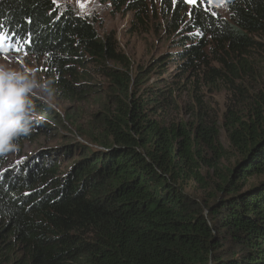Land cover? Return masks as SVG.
Segmentation results:
<instances>
[{
  "label": "trees",
  "instance_id": "trees-1",
  "mask_svg": "<svg viewBox=\"0 0 264 264\" xmlns=\"http://www.w3.org/2000/svg\"><path fill=\"white\" fill-rule=\"evenodd\" d=\"M110 1L118 12H133L136 24L151 16L149 0ZM226 2L228 18L199 3L162 0L160 16L177 49L158 64L171 61L181 77L194 78L186 105L192 119L166 123L161 115L179 107L180 87L160 88V78L143 90L146 76L129 71L116 38L101 37L90 17L54 0H0V24L9 35L31 34L20 54L45 58L57 96L78 102L91 95V70L108 81L94 120L101 130L82 132L88 142L78 141L82 158L71 169L59 172L50 155L0 175V264H264V88L254 87L224 114L229 140L242 154L226 172L202 91L230 84L244 96L253 66L264 78V0ZM42 123L49 129V120ZM210 151L213 162L204 155ZM5 165L0 160V171ZM204 165L216 177L210 203L185 185H207Z\"/></svg>",
  "mask_w": 264,
  "mask_h": 264
},
{
  "label": "rangeland",
  "instance_id": "rangeland-1",
  "mask_svg": "<svg viewBox=\"0 0 264 264\" xmlns=\"http://www.w3.org/2000/svg\"><path fill=\"white\" fill-rule=\"evenodd\" d=\"M56 5L64 8L69 6L77 11L82 16H88L94 21L97 33L101 37L108 35L116 38V44L119 50L123 51L130 59L131 65L129 71L134 76L140 75L146 76L141 88L147 89L149 86H156L160 78H164L166 81L161 82V87L166 85H173L180 87L175 95L178 96L179 107L169 113H164L161 118L169 123L170 121H188L192 117L188 113L186 107L187 104L192 102L190 94L191 88L194 83V78L191 74H187L184 77L180 76V71L176 68V65L171 61H167L164 65L159 66V61L165 60L166 55L174 52L177 49L176 34L172 33L165 26L164 19H161L160 12L162 7V0H149L151 4V16L146 18L143 24H136L133 12H118L116 7L110 0H54ZM198 3L207 11L215 14L218 17L228 18V8L226 0H203V3ZM191 7L192 4L184 3ZM113 37V39H114ZM256 58H261V54H256ZM257 59H254V64ZM0 63H5L13 68L20 69L24 66L32 69L37 78L41 81H48L46 78V71L48 68L47 61L42 56H29L23 55L16 51L8 53L4 56H0ZM85 68L90 69V64L85 65ZM81 69H84L81 66ZM260 69L256 66L251 68V75L249 83L244 85L246 92L244 96L237 90V92H231V86L223 85L222 89L217 91L204 89L202 90L206 102L211 113V119L215 122L219 128V137L221 142V148L224 153V158L219 163V168L226 172L228 169L234 167L239 159L242 158L241 152L234 146L229 140L226 129L223 126V118L227 108L235 107L238 102L242 103L243 99L252 95L251 90L253 88H264V78L257 76ZM142 72V73H141ZM92 74L89 77V82L93 85L94 91L91 95H87L81 100L67 101L64 99L63 94L56 95L55 86L51 97H46L40 89H37L33 95V101L51 107L56 112L61 114L60 120H55L48 117L44 113H41L36 107V111L42 119H38L34 122L31 131L28 134H24L21 138V144H18V149L15 152H10L6 155L0 156V160L6 165L7 171L15 170L27 161H37L43 156L50 157L55 156L54 161H60L59 172L65 173L72 168V165L77 163V160L82 158L81 152L77 149L78 141H87L88 138L82 135V132H86L89 129L100 128L99 120L97 124L94 120H97L98 113L103 109L105 102L102 97V92L108 90V81L99 74H95L94 71H90ZM244 75V74H243ZM68 79L75 84H80L83 81L80 77L69 76ZM248 91V92H247ZM163 113V112H162ZM68 117H71L68 119ZM160 117V116H158ZM50 123L49 129H44V121ZM40 123V126L38 125ZM76 123V124H75ZM101 123V122H100ZM81 127L80 129L78 127ZM32 132V134H30ZM72 147V150L67 152V147ZM206 161H212L214 153L211 151L207 154ZM200 173L208 181L210 185L203 187L198 180H188L185 183L187 192L199 197L206 202L210 203L213 199L212 194L216 191L215 183L216 177L214 176V168L212 166L204 165L201 168Z\"/></svg>",
  "mask_w": 264,
  "mask_h": 264
},
{
  "label": "clouds",
  "instance_id": "clouds-1",
  "mask_svg": "<svg viewBox=\"0 0 264 264\" xmlns=\"http://www.w3.org/2000/svg\"><path fill=\"white\" fill-rule=\"evenodd\" d=\"M37 89L46 97L54 92L51 82L38 79L29 67L16 69L0 63V156L15 152L18 137L28 134L34 122L42 119L33 101ZM5 167L0 175L7 170Z\"/></svg>",
  "mask_w": 264,
  "mask_h": 264
},
{
  "label": "snow or ice",
  "instance_id": "snow-or-ice-1",
  "mask_svg": "<svg viewBox=\"0 0 264 264\" xmlns=\"http://www.w3.org/2000/svg\"><path fill=\"white\" fill-rule=\"evenodd\" d=\"M181 2L195 6L198 3V0H181ZM199 2L203 3V0H199ZM209 3H211V0H209ZM13 38H15V41ZM25 43L31 45L32 40L30 33L25 37H21L19 33L12 31L11 35H9V33L4 30L3 24H0V51L7 52L10 49H13L16 52H19Z\"/></svg>",
  "mask_w": 264,
  "mask_h": 264
}]
</instances>
